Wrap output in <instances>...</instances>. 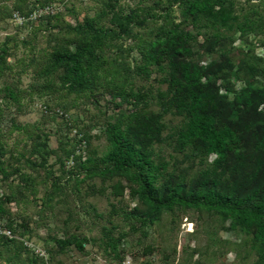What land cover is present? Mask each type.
Here are the masks:
<instances>
[{
	"label": "trees",
	"instance_id": "obj_1",
	"mask_svg": "<svg viewBox=\"0 0 264 264\" xmlns=\"http://www.w3.org/2000/svg\"><path fill=\"white\" fill-rule=\"evenodd\" d=\"M55 1L0 0V22L26 19L0 41V219L15 235L0 236V264H68L72 251L218 264L223 231L240 237L233 264H264V0H60L29 19ZM38 101L42 120L20 122ZM61 209L62 234L42 236ZM185 219L203 247L180 246Z\"/></svg>",
	"mask_w": 264,
	"mask_h": 264
},
{
	"label": "rangeland",
	"instance_id": "obj_2",
	"mask_svg": "<svg viewBox=\"0 0 264 264\" xmlns=\"http://www.w3.org/2000/svg\"><path fill=\"white\" fill-rule=\"evenodd\" d=\"M34 2V0H31ZM6 2L8 4H10V6H13L15 3V0H6ZM77 2V0H71L70 2L66 1V4L69 6L71 5V3ZM127 4L133 5L134 3L127 0L126 1ZM53 4H55L56 6L60 7L61 10H63L64 6L66 4H64L63 2H61L60 0H56L55 2H53ZM79 5L83 4L86 7L91 6L92 11H95L97 7L101 6V3L99 1L96 0H84L83 2H79L77 3ZM78 5V7H79ZM84 17V14L81 15V18ZM69 20L71 21V19L69 18ZM20 25H18L14 20H7L5 22H0V41H2L5 36L7 34L10 33H14L18 27ZM24 34H27V31H23ZM131 44V42H129ZM237 44H240V42H238ZM257 52L260 55L264 56V49L261 47H258ZM22 55H24V49H20L18 56L21 57ZM16 57H11L10 61L11 62H15ZM32 76L33 73L31 71H29V74L24 76V85H28L30 84V82H32ZM240 88V86H238V89ZM109 98V97H108ZM92 108V107H91ZM92 111L94 109H91ZM45 114L43 107H42V102L38 101L36 102V104H34L33 106L30 107V109L26 112L25 115L19 116V121L22 122L23 124H34L36 122H40L43 118V115ZM74 118H77L78 116L76 114L73 115ZM83 116V115H82ZM14 117V113L13 112H6V116L4 119V128L6 130H8L11 126V119ZM60 124H62V128H64L65 126H63V123L61 122ZM60 124L57 125L55 123L52 124H48L46 126V128L48 130H52L53 132H56L58 128H60ZM94 134H98V131H94ZM74 135V133H72V136ZM16 141V134L9 140L10 145H13ZM51 146H56V138L52 137V140L50 142ZM3 189L0 188V194H2ZM88 201L92 204H94V206L96 205L97 208L101 211V212H106L109 209V201L106 197H102V196H93L90 197L88 199ZM87 201V202H88ZM84 205H86V202H84ZM13 211L18 212L22 211V210H26V207H19L17 205H12ZM78 211L79 213H83V209L81 208V205H78ZM35 217V221L33 222V226L36 227L38 225H40V222L44 223L42 218L39 215H35V213H33ZM50 218H48L44 225L41 227V229L39 230L40 234L42 236H47L49 233H56L57 231L60 230V234L61 233V228L65 227L66 224L64 222V220H66L68 218V213L64 212L62 209L58 211L57 216H52L51 213L49 214ZM79 218H81V220H85L86 216L85 214H79ZM186 219L183 221L182 225H181V232L179 235V244L180 246H184V245H188L190 244L192 248H196V247H203V243L200 242V240L194 241L192 240L191 236H190V231L192 226H186ZM41 223V224H42ZM76 223H74L75 225ZM73 226V225H72ZM74 227V226H73ZM86 228V227H85ZM74 230V229H73ZM161 231V229L156 228L153 233L158 236L159 232ZM82 232H87L85 230H82ZM87 234H90L89 232H87ZM160 236V235H159ZM222 238L228 240V242L230 243L231 246V250L228 251L227 253H225L222 258H221V263L219 262L218 264H233L235 257H236V248H237V244L238 241H240V237L236 236L234 233L231 232H226L223 231L221 233ZM33 242H35L38 245H43V242L38 240V239H34ZM88 250H92L95 251L94 249H92L90 246L87 247ZM71 260L67 261L68 264H103V260H101L100 256H97L95 254L90 255V256H85L82 255L81 253L77 252V251H72L71 252ZM129 257L131 258L132 262L134 263L135 259L129 255ZM128 258V257H127ZM154 258V257H153ZM156 258V257H155ZM160 264V263H157Z\"/></svg>",
	"mask_w": 264,
	"mask_h": 264
},
{
	"label": "built area",
	"instance_id": "obj_3",
	"mask_svg": "<svg viewBox=\"0 0 264 264\" xmlns=\"http://www.w3.org/2000/svg\"><path fill=\"white\" fill-rule=\"evenodd\" d=\"M62 11L60 7L56 6L55 4H49L45 7L39 8L34 11V13L30 16V20L36 21L42 18V16H48L56 14L57 12ZM18 25H23L26 21L25 18L19 16L18 14H15L13 19ZM74 135L77 134V131H73ZM73 164V163H72ZM0 236H5L7 238L13 239L15 238V235L13 233V230H11L9 227L6 226V223L3 222L0 219ZM26 245L31 248L34 253L42 258H45L46 260H49V254L43 249L42 245H38L35 242H29L25 241ZM123 264H134L130 257H128Z\"/></svg>",
	"mask_w": 264,
	"mask_h": 264
}]
</instances>
